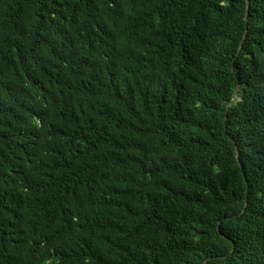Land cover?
<instances>
[{
    "label": "trees",
    "instance_id": "1",
    "mask_svg": "<svg viewBox=\"0 0 264 264\" xmlns=\"http://www.w3.org/2000/svg\"><path fill=\"white\" fill-rule=\"evenodd\" d=\"M249 1L0 0V264H264Z\"/></svg>",
    "mask_w": 264,
    "mask_h": 264
},
{
    "label": "water",
    "instance_id": "2",
    "mask_svg": "<svg viewBox=\"0 0 264 264\" xmlns=\"http://www.w3.org/2000/svg\"><path fill=\"white\" fill-rule=\"evenodd\" d=\"M249 6H250V1L246 0V12H245L246 30H245L243 39L245 38V36L247 34V31H248L247 25H248ZM241 46H242V43L240 44V47ZM238 89H239V84L237 85V88H236V90H235V92L233 94V98H235L237 96ZM229 107H230V103H228V108ZM236 153H237V157L239 159V150H238L237 146H236ZM208 261H209V258L203 264H207Z\"/></svg>",
    "mask_w": 264,
    "mask_h": 264
}]
</instances>
